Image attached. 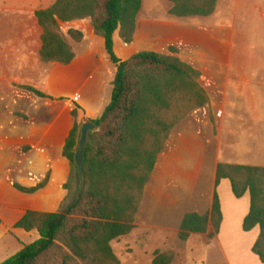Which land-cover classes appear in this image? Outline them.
Here are the masks:
<instances>
[{
	"label": "rangeland",
	"instance_id": "1",
	"mask_svg": "<svg viewBox=\"0 0 264 264\" xmlns=\"http://www.w3.org/2000/svg\"><path fill=\"white\" fill-rule=\"evenodd\" d=\"M54 2L0 0V14L4 16L0 21L5 24L0 23V33L13 32L16 38L37 37L41 29L31 20L33 13ZM171 8L168 0H143L134 46L126 52L118 47L117 56L126 59L136 52L153 50L189 61L193 67L204 70L200 83L211 92L215 104L220 102L221 81L219 75L211 73L212 68L250 67L253 53L256 56L254 67L264 66V36L252 32L250 24L242 21L243 9H235L233 0H221L218 10L209 17L178 18L170 14ZM10 12L23 15L16 31L12 32L6 16ZM77 26L88 32L85 22ZM71 27L66 23L62 28L76 52L70 66L43 62L37 49L26 51L24 39L19 40L14 52L0 48V81H8L16 87L32 82L48 96L41 98L20 88L13 93L0 90V263L40 237L37 230L27 232L15 228V223L28 210L61 211L78 193L77 166L63 156L66 136L74 124L73 109L77 110V121L82 125L88 119L98 118L111 101L114 75L110 70L114 64H108L111 61L103 38L94 35L75 42L67 35ZM93 67L105 69L93 71ZM212 107L210 116L214 117ZM262 108L264 110V106ZM218 109L219 104L216 113L220 117L221 109ZM207 110V107L197 109L194 119L197 124L206 121ZM193 135L194 144L183 141L185 145L181 146L179 154L178 151L173 154L171 163L168 159L172 154L165 160L162 158L148 188L154 190L159 181L155 195L167 197L165 205L174 204L170 214L180 215L179 225L184 214L206 211L210 205L207 194L211 191L214 196L217 190L227 218L225 229L220 237L211 238L209 232L213 229L210 228L207 233L192 234L184 242L179 239L180 227L174 228L173 220L158 210L143 212L130 234L111 243L120 264H153L157 251L173 252L175 256L170 264H264L247 246L245 249L244 234L249 235L250 240L259 229L247 233L242 224L234 229L238 220L235 213L239 214L242 204L250 201V194L236 198L227 179L215 186L212 153L202 162L205 150L207 153L212 147L206 145L205 150L201 147L205 143L202 132ZM67 181L69 189L64 187ZM41 182H45V186L35 193H24L14 186L18 183L32 187ZM143 203L145 209L149 203L147 193Z\"/></svg>",
	"mask_w": 264,
	"mask_h": 264
},
{
	"label": "trees",
	"instance_id": "2",
	"mask_svg": "<svg viewBox=\"0 0 264 264\" xmlns=\"http://www.w3.org/2000/svg\"><path fill=\"white\" fill-rule=\"evenodd\" d=\"M168 1L173 4L170 14L190 18L213 15L219 0ZM142 3L143 0H56L33 13L31 20L41 29L40 35L33 38H16L12 30L16 31L23 15L7 13L12 33H0V48L4 51L14 52L19 40L24 39L28 51L37 49L43 62L70 65L76 52L63 33V25L88 19L89 33L103 38L115 71L111 101L98 118L88 119L97 131L90 134L84 151V184L79 196L61 211L28 210L15 228L37 230L40 237L0 264H120L111 243L135 228L146 185L172 130L191 112L210 103L200 83L202 72L181 58L153 50L136 52L124 60L117 56L114 34L119 31L128 46L134 43ZM67 35L75 42L86 37L84 31L75 28H69ZM19 88L48 97L32 82L16 87L0 81L1 91L13 93ZM72 116L74 124L66 136L63 156L74 165L82 125L77 121L76 109ZM224 179L230 181L236 198L250 194V210L242 228L249 232L260 227L252 252L264 263V167L219 163L215 186ZM14 186L21 192L35 193L45 182L32 187L18 183ZM69 186L67 181L64 187ZM222 222L221 199L215 190L211 211L186 213L178 237L185 242L192 234L207 233L211 227L212 238L220 233ZM174 256L173 252L157 251L153 264H170Z\"/></svg>",
	"mask_w": 264,
	"mask_h": 264
},
{
	"label": "crops",
	"instance_id": "3",
	"mask_svg": "<svg viewBox=\"0 0 264 264\" xmlns=\"http://www.w3.org/2000/svg\"><path fill=\"white\" fill-rule=\"evenodd\" d=\"M220 1L221 0L218 1L217 10L220 5ZM233 5L235 9L238 8L243 9L241 18L243 22L246 23L247 21L248 24H250V30L252 32L254 31L258 32L257 33L258 35L264 36V0H233ZM81 22H85V24H87L88 26L90 24V20L88 19L75 20L69 22V24H71L72 26L71 28L79 29L77 25H79V23ZM79 30L84 31L85 34L87 33L85 40L88 39L90 36L91 37L94 36V34L89 33L88 27H87L88 32H86L83 29H79ZM114 37H115V41H114L115 52H118V47L120 48L121 52L132 50L130 48L134 46V43L130 46L126 45L119 37L118 32L114 34ZM117 39H120L121 41H118ZM24 45L26 46L25 47L26 51H28L27 45L25 43ZM9 47L11 48L12 45H9ZM14 47L15 46H13V49ZM255 58L256 56H254L253 53V57L251 58V62L249 65L250 67L212 68L213 71H211V73L213 75L214 74L219 75L218 77L221 81V87H220L221 96L219 97L220 102L217 101L215 104L211 92L208 90V88L206 89V87H204V85L201 84L206 90H208L207 92L210 96V103L201 108V110L206 107L208 108L207 112L204 114L207 117L206 121L205 122L203 121L201 125H199V122L198 124L195 122L194 119H196L195 114L197 110L191 112L184 120H182L172 130L170 134V138L164 150L162 151V153L158 158L154 171L156 170V167L158 163L162 160V158H164L165 160V158L169 154L172 155L170 156L168 161L169 162L172 161L173 154H175L177 151L179 154L181 146H184L187 141L191 142V144H194L196 138L193 137L194 136L193 134H198L199 131L202 132V137L203 139H205V143L204 142L202 143L203 146L200 144L201 147L204 148V150L206 145L212 147L207 153L205 150L204 152L205 155L203 156L202 162L204 161L205 157L208 154L212 153L211 164L215 171L214 174L215 179H216V170L219 163L264 166V110L262 108L264 106V66L254 67ZM189 63L191 64V62ZM108 64H112V63H108ZM82 68L89 69L91 67H82ZM93 68H95L93 71H98V68H100L101 70L105 69V67H93ZM196 68H198L202 72V76H203L204 70H201L199 67ZM114 71H115V66L111 67L110 72L112 75H114ZM218 104L220 105V109H221L220 117L216 113L217 112L216 105L218 106ZM211 106H213L211 110L213 112L214 117L210 116ZM220 109H218V111H220ZM184 130L186 132L182 133L184 132ZM183 141H185L184 144ZM155 176L156 173L154 175V178ZM152 180H153V174L150 182L146 185L147 190L145 188L144 197H143V200L145 202V196L147 193V196L149 198V203L147 207L144 209V203L142 200L143 205L141 203L142 206L140 205L139 211L136 215V219H135L136 224H138V220H140L141 216L143 215V212L152 213L153 211L154 213L156 210H158V212H160V214L162 212V214L167 219H169L170 221L171 220L174 221L173 223L174 228L176 227L179 228L185 214L183 215L179 225V222H177V220L179 221L180 215L179 214L177 215L176 212L173 213V215L170 214V211L172 210L171 207L174 204L169 202L168 204L165 205L164 201L165 198L167 197L161 195H157V196L155 195L156 194L155 186L158 185L156 183L159 181H157L156 183L154 182L155 183L154 190L151 191V188H148ZM248 193L249 192H247L245 196ZM212 195L213 194L211 193V191L207 194V196H209L210 205H211V201L213 200ZM172 200H174L173 197ZM210 205L207 208V210L204 212H200V211H195V212H199L201 214L208 213L211 211L212 208V206ZM221 205L223 212V222L221 225L220 233L218 234L219 237L221 236L222 230L225 229L227 224V218L224 212V205L222 203V200H221ZM242 205H243L242 208L238 210L239 214H237V212L235 213V217L238 215V220L235 219L237 221L236 222L237 226L235 225L234 229H239L238 224L239 225L243 224L244 218L249 213L250 201L248 200L247 203L245 204L243 203ZM167 213H169V215ZM136 224H135V228H136ZM257 229H259V233H260L259 226H256L253 231L256 232ZM258 234L256 233L255 237L253 238L251 237L250 240L247 237L249 235L244 234V236H246L245 249L247 246V249L252 250V246L255 243ZM258 262L259 261H257V263Z\"/></svg>",
	"mask_w": 264,
	"mask_h": 264
},
{
	"label": "water",
	"instance_id": "4",
	"mask_svg": "<svg viewBox=\"0 0 264 264\" xmlns=\"http://www.w3.org/2000/svg\"><path fill=\"white\" fill-rule=\"evenodd\" d=\"M96 131H97L96 126L90 120H86L81 126L80 139L77 147V152L75 155V163L77 166L78 176L80 180L77 197L79 196L84 184V171H83L84 163H85L84 151L88 144L90 134Z\"/></svg>",
	"mask_w": 264,
	"mask_h": 264
}]
</instances>
